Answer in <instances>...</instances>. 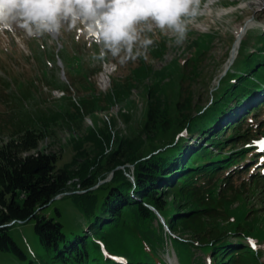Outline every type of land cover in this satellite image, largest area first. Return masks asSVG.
Listing matches in <instances>:
<instances>
[{"label":"trees","instance_id":"trees-1","mask_svg":"<svg viewBox=\"0 0 264 264\" xmlns=\"http://www.w3.org/2000/svg\"><path fill=\"white\" fill-rule=\"evenodd\" d=\"M168 43L167 37H161L148 52L153 58H160ZM199 65L191 63L190 72L195 80ZM97 69L100 72L101 66ZM144 71L138 70L134 79L139 81ZM164 72L168 73L166 68L153 73L156 79L153 87L160 84ZM185 72L181 79L190 78ZM128 87L105 93L102 102L107 106L117 103L128 94ZM238 88L243 89L238 101L252 92L258 100L257 106L247 103L245 111L251 109L253 115L261 109L264 42L228 74L210 108L191 113L193 92L187 91L182 99L183 88L167 104L158 97L149 99L143 126L132 138L114 136L117 147L107 154V147L114 142L110 124L105 128L92 126L82 138L73 140L74 153L62 165L60 156L41 152L38 146L50 135V125L60 117L66 121L81 118L78 105L71 104L75 109L72 117L67 109L37 113L26 111V107L0 117V252L25 264H167L164 254L170 245L174 251L175 247L178 250L175 254L179 264H193L197 249L208 251L207 259L213 264H259L248 242L229 240L231 236L245 233H214L203 222L210 210L215 209L210 201L213 195L219 194L211 188L216 175L222 173L223 177L228 167L248 155L219 156L224 146L222 140L244 142L249 133L244 130L245 117L241 114L234 112L223 123L219 120L222 114L229 116L226 106ZM64 91L69 92L68 88ZM19 102L24 103L23 99ZM228 127L229 135L226 134ZM210 131L215 133L211 135ZM170 133L172 140H163ZM200 133L211 136L205 138L204 145H192L190 138ZM159 142L162 143L157 145ZM215 148L217 152L213 153ZM109 175V181L99 184ZM209 187L206 194L197 192ZM57 196L60 198L55 199ZM171 196L184 198L189 203L184 214H181L184 204L180 201L169 207L167 199ZM63 199H69L79 213L74 225L60 222L62 213L58 208L54 209V215L49 213L53 202ZM155 211L172 232H190L191 239L167 234ZM200 212L202 215H193ZM31 221L42 249L39 260L30 258L14 239V229ZM198 260L204 264L202 259ZM227 260L229 263H225Z\"/></svg>","mask_w":264,"mask_h":264},{"label":"rangeland","instance_id":"rangeland-1","mask_svg":"<svg viewBox=\"0 0 264 264\" xmlns=\"http://www.w3.org/2000/svg\"><path fill=\"white\" fill-rule=\"evenodd\" d=\"M147 35L154 40V44L160 41L161 37H167L169 43L165 53L160 58H153L148 52L147 61L138 58L125 65H119L110 56L103 61L94 60L92 53L98 54L99 47L79 26L65 27L59 34H55V38L50 34L29 36L25 30L15 26L0 30V117L12 115L19 107H26V111L37 113L67 109L72 117L75 116V109L71 105L73 103L80 108L81 118L73 117L72 120L69 118L66 121L60 117L50 125V135L40 142L38 149L60 156L59 164L62 165L69 162L74 153V139L82 138L92 126L105 128L110 124L114 142L106 149L109 154L117 147L114 136L118 135L121 139L132 138L141 130L149 99L158 97L167 104L175 99L177 90L183 88L182 99L187 91L193 92L191 113L196 114L214 105L215 94L228 74L241 59L254 53L264 42V0H200L199 14L188 25L186 39L180 45L175 43L173 37L161 34L158 30ZM232 48L234 49L231 54ZM57 57L62 62V68L57 64ZM192 62L200 63L196 80L190 72ZM99 65L100 72L97 69ZM164 68L168 73L164 72V77L159 80L160 84L153 87L156 82L153 73ZM141 69L145 70L144 75L136 81L134 76ZM104 70L108 71V74H105L106 83L101 82ZM184 72L189 74L190 78L181 79ZM128 85V94L117 103L107 106L102 102L101 98L105 93L122 89L123 86L127 88ZM67 88L68 93L64 91ZM242 90L238 88L237 93L229 100L226 106L229 111L224 108L229 116L222 114L219 120L223 123L222 120L231 118L232 113L241 114L245 117L244 130H249V133L245 141L241 140L244 142L230 143L229 139L222 140L224 146L219 150L222 151L219 156L225 153L232 156H238L239 153L248 155L228 167L223 177L222 173L216 175L212 187L210 186L215 192H219L218 195H213L210 201L215 209L210 210L203 222L206 225L204 227L214 233H245L243 236H231L229 240L248 242L257 255L259 264H264V152L252 146L253 141L264 138V104L253 115L250 113L251 109L245 111L244 106L247 103L257 106L258 100L254 99L252 92L242 101H238ZM11 91L18 94L13 95ZM22 99L24 103L19 102ZM80 104L84 106L83 109ZM210 133L213 135L215 132ZM202 134L190 138V143L204 145L205 138L209 139L211 135ZM226 134H231L229 127ZM182 136L183 133L178 135L179 138ZM172 137L173 134L170 133L163 140L171 141ZM147 150L146 146L145 152ZM216 152L217 149H213V153ZM90 154L92 156V152ZM130 168L132 169L131 166ZM110 178V175L107 176L99 184L109 181ZM227 179L230 181L224 184ZM210 187L204 191L199 189L197 192L206 194ZM179 201L184 204L185 210L181 212L184 214L190 206L184 198L171 196L167 199L170 208L178 205ZM55 208L62 213L59 219L61 223L75 224L73 221L79 213L69 199L55 200L49 208V213L54 215ZM194 208L200 206L194 205ZM193 215H202V212ZM159 220L167 234L191 239L190 232H172L162 217ZM154 224L158 227V224ZM33 226L34 221H31L16 227L14 239L30 258L39 260L42 249ZM249 238L255 243V249L250 245ZM175 251L178 253L176 247ZM175 251L170 245L165 248L164 259L167 264H179ZM194 257L196 261L193 264H200L199 258L204 264H213L207 259L208 251L197 249ZM228 261L225 263H229ZM0 264L25 262L0 252Z\"/></svg>","mask_w":264,"mask_h":264},{"label":"clouds","instance_id":"clouds-1","mask_svg":"<svg viewBox=\"0 0 264 264\" xmlns=\"http://www.w3.org/2000/svg\"><path fill=\"white\" fill-rule=\"evenodd\" d=\"M199 7L200 0H0V30L15 26L32 36L79 26L99 47L94 60L125 65L149 59L154 30L182 44Z\"/></svg>","mask_w":264,"mask_h":264},{"label":"snow or ice","instance_id":"snow-or-ice-1","mask_svg":"<svg viewBox=\"0 0 264 264\" xmlns=\"http://www.w3.org/2000/svg\"><path fill=\"white\" fill-rule=\"evenodd\" d=\"M252 146L257 147L258 151H262L264 152V138H261L259 141H253L252 142ZM262 162H264V158H262ZM249 243L250 245L253 247V249H255L256 245L255 243L251 240V238H249Z\"/></svg>","mask_w":264,"mask_h":264},{"label":"water","instance_id":"water-1","mask_svg":"<svg viewBox=\"0 0 264 264\" xmlns=\"http://www.w3.org/2000/svg\"><path fill=\"white\" fill-rule=\"evenodd\" d=\"M50 35L53 36V37L55 38V34H50ZM233 49H234V48H232V50H231V54H232V52H233ZM231 54H230V55H231ZM57 64L59 65L60 68H62V62H61V60L58 59V58H57ZM65 194H69V193H65ZM58 198H60V196H57L55 199H58ZM20 223H23V222H20ZM11 224H13V222H12ZM11 224H10V225H11Z\"/></svg>","mask_w":264,"mask_h":264},{"label":"bare ground","instance_id":"bare-ground-1","mask_svg":"<svg viewBox=\"0 0 264 264\" xmlns=\"http://www.w3.org/2000/svg\"><path fill=\"white\" fill-rule=\"evenodd\" d=\"M243 35V34H242ZM234 55H235V52H234ZM104 75L101 76V82L103 83H106L107 81V78L105 77V74H108V71L107 70H104Z\"/></svg>","mask_w":264,"mask_h":264}]
</instances>
